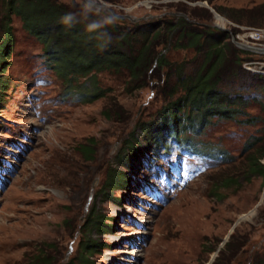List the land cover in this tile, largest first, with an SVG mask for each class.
<instances>
[{
	"label": "rangeland",
	"instance_id": "374dc122",
	"mask_svg": "<svg viewBox=\"0 0 264 264\" xmlns=\"http://www.w3.org/2000/svg\"><path fill=\"white\" fill-rule=\"evenodd\" d=\"M53 1L66 4L77 18L103 25L115 22L119 31H129L128 41L135 35L130 32L133 21L151 22L164 13L183 15L199 29L204 23L200 17L164 8L181 2L185 6L180 7L203 13L206 6L208 28L224 30L226 39L246 51L240 55L264 58L257 55L260 49L242 42L243 30L260 32L264 26L232 18L249 20L246 9L262 0H213V5L206 0ZM98 9L106 12V19H98ZM9 22L15 40L0 109V264H36L31 255L38 249L55 264H71L84 240L99 244L89 256L91 264H254L264 244V175L240 169L241 156L236 162L221 163L222 159L215 162L222 157L217 154L208 156L209 162L198 157L189 164L170 137L155 141L142 135L144 122L150 126L162 119L160 108L167 94L160 89L163 69L155 70L154 60L136 81L114 69L98 72L95 82L100 94L96 96H89L87 83V95L73 88L63 93L65 86L44 64L41 43L23 29L17 16L11 15ZM46 30L53 34L56 29ZM106 34L115 45L111 32ZM173 41L171 37L161 49L166 59L182 60L190 70L192 52L171 47ZM83 48L92 50L90 45ZM127 49L123 42L121 51ZM253 65L264 74V63ZM247 87L256 94L241 95L246 99L244 116L260 115L264 108L258 101L264 99V90ZM238 119L217 120L204 128L200 138L220 151L236 152L245 136L264 126V118L251 124ZM129 138L137 147L135 156L126 148ZM159 152L176 162V167H169L171 173L161 169L158 173L159 163L154 161L160 159ZM260 161L264 164V158ZM109 167L122 170L125 182H112L102 192ZM145 189L152 190L146 193ZM149 194L155 198L154 205ZM90 208L102 214L108 226L82 227Z\"/></svg>",
	"mask_w": 264,
	"mask_h": 264
},
{
	"label": "trees",
	"instance_id": "16d2710c",
	"mask_svg": "<svg viewBox=\"0 0 264 264\" xmlns=\"http://www.w3.org/2000/svg\"><path fill=\"white\" fill-rule=\"evenodd\" d=\"M206 1L207 4L213 5V0ZM0 5L2 8L0 14V109L4 106L8 88L5 71L10 63L9 55L15 40L13 27L9 22L12 15L17 16L23 29L41 43L44 64L65 86L63 93L82 89V93L87 95L88 93H85L87 83L90 84L89 96H96L100 94L97 91L100 89L95 82L98 72L114 69V73L123 72L127 79L136 81L142 77L141 70L148 62L154 60L155 70L163 69L160 89H164L163 91L167 94L163 96V104L160 108L162 119L158 118L150 126L148 122H144L142 135L147 134L148 138L155 141L168 136L173 138L181 148H186L200 157L208 154L216 157L220 154L222 157L215 162L221 159V163L236 162L241 156L240 163L243 162V165L239 167L240 169L244 167V170L264 175V164L260 161L264 158V126L261 130L258 129V133L245 136L236 152L227 149L220 151L208 139L200 138L199 134L204 128H209L217 120L235 121L239 117V122L251 124L256 122V119H260L258 122H261L264 118V109L260 115L249 113L247 117L244 116L246 99L242 100L241 97L244 92L250 95L256 94V90H248L247 86L264 90V74L248 72L241 68V60L245 56L240 53H246V51L226 39L224 30L214 26L208 28L209 24L206 20L209 19L210 13L206 6H202L203 13L197 12V9L193 7L189 9L180 7L185 6L181 2L167 4L164 8V11H180L189 16L200 17L204 23L199 26V29L194 27L192 22H188L183 15L175 17L164 13L151 22L133 21L131 25L134 28L130 32H134L135 35L133 41H128L126 37L130 34L129 31L123 29L119 31L115 22L103 25L95 20L86 21L82 17L77 18L78 16L71 13L66 4L53 0H1ZM255 6L246 9L249 11V20H246V17H232L233 20L238 23L264 26V0ZM97 12L100 21L106 19L104 10L98 9ZM83 15L81 13V16ZM94 16L96 15L93 14ZM64 23L67 24L63 25ZM49 27L55 28V33L51 34L47 31ZM106 30L111 32L112 42L115 45L111 46L110 38L107 34L105 36ZM171 37L174 40L171 47L186 48L187 51L192 52L189 57L190 70H186L182 60L166 59L161 49L167 47ZM123 42L125 47H129L127 53L121 51ZM157 42L163 43L161 48L156 46ZM85 45L92 46L93 51L88 48L85 50L83 48ZM130 47H132L131 51ZM154 74L156 78L161 79L160 73L154 71ZM258 103L264 108V99ZM163 119L167 121L164 122ZM126 141V148H129V153L135 156L137 147L130 143L134 140L129 138ZM117 157L121 161L120 155ZM128 163L131 165L130 162ZM226 180L231 179L227 177ZM112 182L118 185L125 182L122 170L116 167L107 168L101 191L105 192L104 189L113 185ZM93 209H88L86 220L81 222L82 227L86 226V230L91 228L98 230L100 225L108 226L107 223H103V215ZM98 245L95 240H84L79 245L76 261H70V263L91 264L89 256ZM31 257L36 264H55L51 256L44 253L42 249H38V252L33 253ZM67 263L65 261L61 264ZM254 264H264V244Z\"/></svg>",
	"mask_w": 264,
	"mask_h": 264
},
{
	"label": "built area",
	"instance_id": "2783aa9c",
	"mask_svg": "<svg viewBox=\"0 0 264 264\" xmlns=\"http://www.w3.org/2000/svg\"><path fill=\"white\" fill-rule=\"evenodd\" d=\"M244 33H246V36L244 37V41L243 44H247L248 42H250L252 44V47L256 48V49H260L258 54H264V42H262V37H264V30H261L260 32H257L256 29L254 28H249V29H245L243 30ZM263 33V34H262ZM259 62L264 63V59H260V58H245L242 61V67H244L245 69H250V70H254V71H259L261 72L262 70H258V69H254L253 68V64L254 63ZM259 66V65H258Z\"/></svg>",
	"mask_w": 264,
	"mask_h": 264
}]
</instances>
